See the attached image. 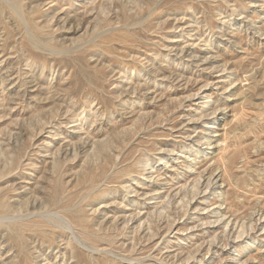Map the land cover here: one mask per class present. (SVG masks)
<instances>
[{
	"label": "rangeland",
	"instance_id": "rangeland-1",
	"mask_svg": "<svg viewBox=\"0 0 264 264\" xmlns=\"http://www.w3.org/2000/svg\"><path fill=\"white\" fill-rule=\"evenodd\" d=\"M0 264H264V0H0Z\"/></svg>",
	"mask_w": 264,
	"mask_h": 264
},
{
	"label": "bare ground",
	"instance_id": "bare-ground-1",
	"mask_svg": "<svg viewBox=\"0 0 264 264\" xmlns=\"http://www.w3.org/2000/svg\"><path fill=\"white\" fill-rule=\"evenodd\" d=\"M201 179V178H200ZM210 180H212V179H210ZM216 192V191H215Z\"/></svg>",
	"mask_w": 264,
	"mask_h": 264
}]
</instances>
